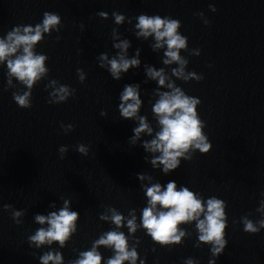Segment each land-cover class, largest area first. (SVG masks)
I'll return each instance as SVG.
<instances>
[{
    "label": "water",
    "instance_id": "obj_1",
    "mask_svg": "<svg viewBox=\"0 0 264 264\" xmlns=\"http://www.w3.org/2000/svg\"><path fill=\"white\" fill-rule=\"evenodd\" d=\"M101 11L108 14L107 19L97 15ZM44 12L59 15L61 25L59 32L44 33L43 40L34 45L37 54L48 57L49 72L31 90L30 108L15 103L12 93L27 89L14 77V87L8 88L6 63L0 64V264H39L47 251H59L63 264H69L102 233L116 230L110 221L99 219L107 207L127 218L135 209L139 225L147 206L146 187L159 183L163 190L169 181L176 182L177 190L186 186L205 200L215 196L226 202L228 243L216 258L211 256L210 245L194 247L198 233L193 221L178 226L186 231L182 244L161 247L142 227L129 234L125 221L118 230L128 236L129 246L139 240L137 264L140 260L184 264L190 257L199 264H208L210 259L215 264H264V229L249 234L240 223L243 216L254 222L262 218L256 209L264 199V0H0V39L14 26L41 23ZM113 12L124 15L125 22L116 25ZM201 12L208 25L197 15ZM140 14L179 20V32L188 40V51L180 53L188 60L185 71L204 77L199 82L171 79L201 101L197 112L212 148L207 154L197 150L190 161L181 160L167 175L162 166L153 168L146 162L145 156L150 160L153 154L142 148V141L159 131L151 112L159 98L154 93L158 87L167 90L146 76V66L163 67L171 75L177 65L163 64L166 49L153 50V36L135 35ZM114 28L117 39H112ZM123 39L130 43L127 58L139 49L141 63L117 81L99 67L97 57L101 53L109 59L116 56L120 50L113 44ZM192 49H199L200 55H189ZM78 68L85 73L83 83ZM50 80L75 89V94L66 102L49 103L52 89L45 90V85ZM126 84L140 86L139 115L146 116L154 130L152 136L142 134L134 146L129 138L138 121L123 119L118 111ZM61 124H71L73 129L66 133ZM81 144L88 148L87 156L76 150ZM61 146L68 149L63 159L58 152ZM138 174L151 180H139ZM65 199L70 201L69 209L79 213L76 233L64 248L56 242L39 249L30 246L28 237L47 227L37 224L35 215L58 212ZM6 204L24 212L20 224L11 218V210L3 209ZM98 251L104 258L102 264L113 255L108 248Z\"/></svg>",
    "mask_w": 264,
    "mask_h": 264
},
{
    "label": "clouds",
    "instance_id": "obj_2",
    "mask_svg": "<svg viewBox=\"0 0 264 264\" xmlns=\"http://www.w3.org/2000/svg\"><path fill=\"white\" fill-rule=\"evenodd\" d=\"M212 12L216 8L209 6ZM97 15L107 19L106 12H98ZM203 19L205 25L209 24L204 19L203 13H197ZM116 25L125 22V16L117 12H113ZM131 23V20L128 21ZM61 25L60 16L44 12L41 23L33 26H14L7 32L4 38L0 39V64L7 67V87L12 88L14 77L20 84L27 89L22 94L13 92L12 97L15 103L23 109L30 108L31 90L34 85L43 78L47 77L49 69L45 67V61L48 57L43 54H37L34 51V45L43 40V34H51L52 31L59 32ZM181 23L177 19L170 17H161L159 15L140 14L136 17L134 25L135 35L137 37L147 38L153 36L155 43L152 45L153 50L165 48L163 64L177 67L171 68V75L166 73L165 68L159 70L146 66V76L156 81L158 86L167 90L160 91L159 87L155 91V95L159 98L152 105L151 112L159 125V131L155 132L154 138L142 141V148L146 153L153 156L149 160L145 156L146 162L150 163L153 168L162 166L165 175L176 170L181 160L190 161L192 154L199 151L200 154H207L212 144L207 135L204 133L205 122L202 121L197 112V106L201 101L193 96L187 95L180 87L176 86L171 77L188 82L195 80L197 82L203 80V75H197L195 72H186L188 60L181 56V50L188 51V40L186 36L180 34L179 29ZM83 28V25H81ZM118 32L114 28L112 30V39H117ZM57 36L56 40L59 41ZM130 43L127 39L120 40L119 43L113 44V48L119 49V53L109 59L106 53H101L97 59L99 67L106 69L114 80L119 81L122 73H127L131 68H137L141 61L138 59L140 50H136V55L127 58V50ZM191 56H199V49L189 51ZM77 76L80 83L85 80V73L82 69H77ZM167 81V83H166ZM51 88L49 93V103L58 104L66 102L70 96L75 94V89L67 85H60L56 80H50L45 85V90ZM7 90V89H5ZM142 106L140 98V86L138 84H126L119 95L118 111L120 117L126 120L138 121V126L132 129L133 135L129 138V142L134 146L141 139L142 134L148 136L153 135V128L149 125L146 116L139 115ZM105 112H101V116H105ZM61 128L67 133L73 129V125H63ZM67 146H61L58 149L60 158H64L67 152ZM81 155H88V148L81 144L76 149ZM151 180L143 174H138L137 179ZM143 187V186H142ZM147 198V206L144 207L140 215V224H137V216L134 214L135 209H131L128 213L130 218L123 216L113 207H107L106 213H101L99 219L110 221L116 230H109L102 233L98 239L92 242L91 248L81 251L78 258L69 261V264H102L104 259L99 248L104 247L111 249L113 255L109 257L105 264H137L138 252L136 245L139 240L135 239L133 244L129 246V238L122 231V226L128 229L129 234H134L138 227H142L145 233L151 237V240L161 247H171L172 245L182 244L181 237L186 236V231L178 227L181 224H188L195 221V229L198 233L197 243L194 247L201 244L210 245V252L213 258L219 257L225 249L228 241L225 238L227 224L226 207L224 200L215 196L206 200L189 190L186 186H181L177 190L175 181H169L163 188L159 183L147 186L144 192ZM264 196V193H261ZM70 201L63 200V207L59 211H52L48 215L36 214L34 219L39 225H47V227L38 228L34 234L28 237L29 245L39 249L42 245L51 246L56 242L60 248H64L66 243L71 239L72 235L77 231V221L79 213L69 209ZM159 206V207H158ZM50 207H55L54 204ZM5 211L11 210V218L16 224H20V217L24 215L22 210L12 209L11 205H3ZM262 218L253 221L248 216H243L240 223L243 225V231L249 234H256L264 229V199L260 201V206L256 209ZM110 213V215L108 214ZM235 223V221H234ZM190 235V234H188ZM63 264V256L59 251H47L39 257V264ZM140 264H144L140 260ZM184 264H199L194 259L187 258ZM208 264H215L214 259H210Z\"/></svg>",
    "mask_w": 264,
    "mask_h": 264
}]
</instances>
